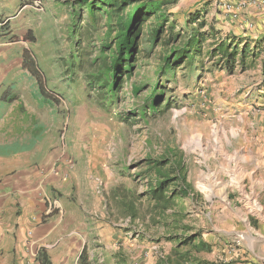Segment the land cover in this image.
<instances>
[{
    "label": "rangeland",
    "instance_id": "1",
    "mask_svg": "<svg viewBox=\"0 0 264 264\" xmlns=\"http://www.w3.org/2000/svg\"><path fill=\"white\" fill-rule=\"evenodd\" d=\"M68 1L26 0L37 24L30 36H17L16 40L28 42L29 57L38 63L47 87L60 101L53 108L42 107L23 90V96L27 94L23 108L29 106L38 118L24 115L23 122H38V129L46 127L41 129L44 133L39 144L53 160L46 171L56 174L58 168H68L70 172V188H76L71 201H80L79 215L71 213V217L90 226L93 244L88 253L94 255L89 254L90 263L164 264L169 256L176 260L178 253H190L191 243H180L197 234L209 239L211 251L194 256L209 264L252 263L253 254L239 237L244 236L251 220L259 222L263 216L264 222V103L260 102L264 100L260 95L264 51L253 62L247 61L251 67L243 74L230 76L212 70L198 76L180 68L177 78L160 89L164 92L159 100L162 112L147 121L139 116L147 92L144 89L135 96L131 84L152 85L159 80L155 71L159 61L158 51L143 54L137 76L121 89V119L115 116L117 108L107 113L88 99V93H94L85 87L81 68L76 67L74 77L69 73L76 65L71 56L83 55L85 50L89 57L95 53L90 46L97 44L102 31L87 22L79 23L81 37L76 39L71 34ZM35 2L40 4L37 10ZM219 3L179 0L171 10L178 24L176 32L183 28L188 13L206 6L208 22L227 36L228 28L213 19L220 15ZM17 10L9 13L13 16L9 21L16 19ZM101 26L99 23L98 29ZM76 41L81 43L77 46ZM166 100L170 102L167 108ZM130 113L133 115L128 116ZM169 146L183 154L194 199L176 200L173 211L183 212L179 224L173 223L171 216L167 224L156 223L162 218L152 213L146 198L139 204L141 215L131 219L119 205L118 194L129 200L144 195L151 180L146 161L161 156Z\"/></svg>",
    "mask_w": 264,
    "mask_h": 264
},
{
    "label": "trees",
    "instance_id": "2",
    "mask_svg": "<svg viewBox=\"0 0 264 264\" xmlns=\"http://www.w3.org/2000/svg\"><path fill=\"white\" fill-rule=\"evenodd\" d=\"M73 24L71 34L77 39L81 37L79 23L87 22L99 34V41L94 47L95 53L83 55L73 54L71 59L74 64L72 73L74 77L77 68L83 71L85 87L93 94L87 95L88 99L104 112L112 113L116 108L115 116L121 118L118 107L121 105L120 92L126 82H131L139 71V56L151 55L155 51L158 56L156 74L159 80L152 85L131 84L132 93L138 96L145 89L144 106L139 116L144 121L159 115L161 106L159 100L163 97L165 84L177 78L178 70H186L188 75L204 76L212 70L223 71L233 76L243 74L250 69L249 59L259 57L261 51L257 48L263 42H251L242 45L241 40L230 36H223L213 23H208L206 6L196 8L185 16V24L178 32V24L173 20L171 10L179 0H69L68 1ZM101 23V30L98 29ZM31 33H27V37ZM13 39V38H11ZM81 41H76V45ZM83 44V43H82ZM89 49V48H87ZM92 52V51H91ZM22 68L36 82L35 99L40 101L42 107L46 105L55 107L59 98L47 87L43 71L38 63L23 53ZM77 61V62H76ZM79 65H78V64ZM251 63V62H250ZM264 70V63H263ZM164 80V83L162 81ZM71 78V82H74ZM70 87V85L68 86ZM53 92V93H52ZM17 98H11L10 103ZM166 100L165 107H169ZM133 115L132 113L128 114ZM122 119V118H121ZM127 121L129 118H123ZM42 128L38 129V136L42 135ZM146 171L150 177L148 189L144 195H138L134 200H129L127 195L118 194L119 205L124 208L125 214L136 220L140 215L139 204L146 198L153 209V214L162 220L156 223L182 222L180 216L183 212L173 211L176 200L184 201L186 198L193 200V188L187 179V166L182 152L169 146L157 158L146 161ZM132 196V197H133ZM173 211L168 214L169 211ZM183 228V227H182ZM184 226V230H185ZM200 234L186 237L181 241L182 246L191 243L190 253L179 254V258H166L164 264H209L194 253L210 252L211 246L200 238ZM176 251V250H175ZM177 253V252H176ZM86 259L84 258L83 263Z\"/></svg>",
    "mask_w": 264,
    "mask_h": 264
},
{
    "label": "crops",
    "instance_id": "3",
    "mask_svg": "<svg viewBox=\"0 0 264 264\" xmlns=\"http://www.w3.org/2000/svg\"><path fill=\"white\" fill-rule=\"evenodd\" d=\"M25 2L0 0V264H85L84 258L86 264H91L90 226L71 217V213L79 215L80 201H71L75 187L70 188V172L68 168L59 170L58 167L56 174L46 171L53 160L46 148L39 146L43 138L37 134L38 122L33 125L32 121L23 122L24 115L38 119L29 106H22L27 95L23 96V90H28L33 99L36 94L35 80L22 68L28 42L16 40L17 36L23 38L31 33L37 24L35 13ZM23 8L26 9L21 12ZM218 9L220 15L213 19L228 28L227 36L242 39V45L247 39L251 49L255 44L252 42H263L257 51H264V13L249 9L241 14L240 20L229 21ZM16 10V19L9 21L13 18L9 13ZM249 22L254 24L252 29L247 28ZM260 95H264V89L260 90ZM11 98L17 100L10 103ZM262 219L263 216L259 222L251 220L244 236L239 237L253 254L254 259L249 264H264ZM203 240L209 243V239ZM158 262L156 264H162Z\"/></svg>",
    "mask_w": 264,
    "mask_h": 264
},
{
    "label": "built area",
    "instance_id": "4",
    "mask_svg": "<svg viewBox=\"0 0 264 264\" xmlns=\"http://www.w3.org/2000/svg\"><path fill=\"white\" fill-rule=\"evenodd\" d=\"M218 6L224 13L225 19L229 21L240 20L241 14L249 9L264 13V0H236L235 2L222 1ZM39 7L40 4H38V2H35V10H37L36 8ZM247 26L248 29H252L254 27V24L249 22ZM230 253H232V250L230 251ZM225 264L230 263H228V261H225Z\"/></svg>",
    "mask_w": 264,
    "mask_h": 264
}]
</instances>
